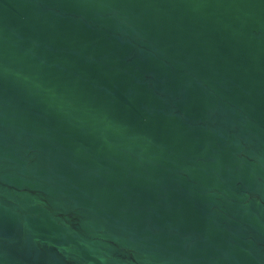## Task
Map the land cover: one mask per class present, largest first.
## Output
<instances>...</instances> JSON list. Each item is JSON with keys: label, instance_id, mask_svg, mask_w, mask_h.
Segmentation results:
<instances>
[{"label": "water", "instance_id": "1", "mask_svg": "<svg viewBox=\"0 0 264 264\" xmlns=\"http://www.w3.org/2000/svg\"><path fill=\"white\" fill-rule=\"evenodd\" d=\"M0 264H264V0H0Z\"/></svg>", "mask_w": 264, "mask_h": 264}]
</instances>
